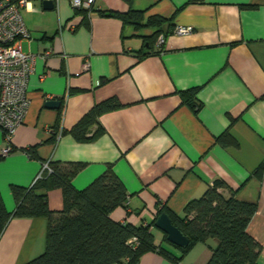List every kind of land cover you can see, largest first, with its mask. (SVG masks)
<instances>
[{
    "label": "crops",
    "instance_id": "0c3cea01",
    "mask_svg": "<svg viewBox=\"0 0 264 264\" xmlns=\"http://www.w3.org/2000/svg\"><path fill=\"white\" fill-rule=\"evenodd\" d=\"M131 8L145 11L144 23L155 15L171 21L162 26L163 44H148L158 27L101 14ZM74 14L69 0L52 10L43 0L22 7L30 31L22 48L38 58L30 107L8 156L0 130V202L13 211L12 186H31L47 161L86 163L73 179L77 189L112 165L128 201L110 217L147 225L162 206L183 216L186 204L219 180L225 197L235 189L237 199L257 204L248 232L262 245L264 264V0H96L86 16ZM178 26L193 30L177 34ZM196 87L200 106L193 108L179 92ZM113 96L123 106L100 115L104 133L87 142L70 133L54 139ZM49 100L61 105L49 107ZM228 130L235 143L224 146L216 139ZM41 191L50 209L63 210L60 188ZM152 229L157 243L182 255ZM47 236L46 217H13L0 235V264H27L45 252ZM217 245L215 238L200 241L179 264H207ZM138 264L172 262L151 251Z\"/></svg>",
    "mask_w": 264,
    "mask_h": 264
},
{
    "label": "trees",
    "instance_id": "16d2710c",
    "mask_svg": "<svg viewBox=\"0 0 264 264\" xmlns=\"http://www.w3.org/2000/svg\"><path fill=\"white\" fill-rule=\"evenodd\" d=\"M86 14L87 11L80 10L75 12L74 17ZM101 14L118 17L124 24L137 28L158 27L148 41L150 48L158 43L160 35L164 33L163 24H171L170 20L159 15L150 17L144 23L145 11L133 8L125 13L104 10ZM198 91L196 87L180 91L179 94L184 104L197 108L200 106L196 98ZM122 106L116 96L103 100L94 105L73 128L57 129L53 137L55 139L58 132L60 135L70 133L80 142L91 141L105 131L99 122L100 115ZM216 141L224 146L235 143L229 130L218 136ZM27 151L35 153L34 149ZM49 165L50 170L44 171L42 177L31 186H12L16 200L13 211H8L0 202V235L13 217L43 216L48 219L46 250L27 264H138L142 255L151 251L161 253L172 264H179L196 243L210 238H215L218 245L207 264H260L262 245L248 232L250 221L258 209L257 204L237 199L235 189H231L230 197H225L220 192L225 184L219 180L203 196L190 200L183 216L162 206L158 208L153 222L135 225L110 217L112 210L128 201L126 186L112 165L84 189H77L73 179L86 163L49 161ZM54 188H60L63 193L64 208L59 212L50 209L47 193L41 191ZM163 212L170 215L174 225L190 240L189 245L183 248L171 243L162 231L163 240L178 249L181 256L169 251L163 243L156 242L152 227ZM133 238L136 242H131Z\"/></svg>",
    "mask_w": 264,
    "mask_h": 264
},
{
    "label": "built area",
    "instance_id": "2783aa9c",
    "mask_svg": "<svg viewBox=\"0 0 264 264\" xmlns=\"http://www.w3.org/2000/svg\"><path fill=\"white\" fill-rule=\"evenodd\" d=\"M69 2L74 12L84 10L90 13L96 0ZM26 5L27 0H0V130L5 139L2 156H8L14 150V135L24 123L31 103L29 79L38 55L25 52L22 48V40L30 37V31L22 15V7ZM74 27L75 25H72V28ZM192 30L191 26H178L175 32L186 35ZM163 42L164 38H159L158 44L161 45ZM49 54L50 51H47L41 56L45 58ZM85 68H88V63ZM46 170H50L49 161L43 164L34 181L40 179ZM131 242H136V239L133 238Z\"/></svg>",
    "mask_w": 264,
    "mask_h": 264
},
{
    "label": "water",
    "instance_id": "95a60500",
    "mask_svg": "<svg viewBox=\"0 0 264 264\" xmlns=\"http://www.w3.org/2000/svg\"><path fill=\"white\" fill-rule=\"evenodd\" d=\"M43 6L47 10H52L55 8V1L54 0H43ZM46 105L49 107H59L61 102L58 100H49L46 102ZM155 226L166 233L167 239L180 247H187L190 243L189 238L185 235V233L180 230L176 225H174L172 218L166 212H163L158 216L155 221Z\"/></svg>",
    "mask_w": 264,
    "mask_h": 264
}]
</instances>
